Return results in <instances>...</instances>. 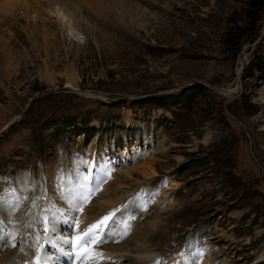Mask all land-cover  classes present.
<instances>
[{
  "label": "rangeland",
  "instance_id": "374dc122",
  "mask_svg": "<svg viewBox=\"0 0 264 264\" xmlns=\"http://www.w3.org/2000/svg\"><path fill=\"white\" fill-rule=\"evenodd\" d=\"M88 10L92 32L61 4L32 15L29 24L54 29L47 57L16 27L21 71L0 87L12 120L0 124V197L20 215L35 187L42 199L59 195L90 169L100 182L90 208L114 217L146 203L139 222L124 224L151 233L160 263L195 242L211 264H264V0H122Z\"/></svg>",
  "mask_w": 264,
  "mask_h": 264
},
{
  "label": "bare ground",
  "instance_id": "6f19581e",
  "mask_svg": "<svg viewBox=\"0 0 264 264\" xmlns=\"http://www.w3.org/2000/svg\"><path fill=\"white\" fill-rule=\"evenodd\" d=\"M40 1H43L44 4H41ZM121 1L122 0H0V87L4 88V83L9 82L10 79H14L21 71L20 64L16 58L17 56H20L18 55L20 53L19 51H14L16 48L14 41L16 43H21L23 40L22 34L17 31V25L21 26L25 34L33 43V46L38 49L41 48L47 57L50 52L49 49L53 47V42H55L53 39L55 38L54 29L50 27L47 28L44 25L39 29L35 23L33 25L29 24L27 21L31 19L32 15H37L36 18L41 17L46 8H48L51 13H54L55 6L61 4L70 19L79 29H81V31L86 29L92 32L89 27L91 18L89 17L88 8L90 7L91 9L97 7L104 9L107 6H116ZM128 1H131V3L134 4V0ZM20 10L24 11L22 17ZM19 17L24 19V24L22 22L19 24ZM61 29L62 27L60 28V31L62 32ZM129 30L130 31L127 32L129 34L137 33L134 29ZM6 33H8V38L4 39L3 36ZM67 34H62V37H64L65 40H69ZM39 36L41 41L39 40ZM34 59L30 56L31 63L35 62ZM5 92V94L11 95L7 88H5ZM6 114L5 107H0V124L8 126L11 124L12 120H10ZM3 129L4 127L0 128V132H3ZM208 139L209 136L206 135L204 142H207ZM87 160H85L84 163H86ZM92 162V159L87 161L89 167ZM89 170L85 171L77 178H73V180L71 179L73 181V187L71 189L65 187L63 192L62 190L60 191L59 195H53L51 192L47 191L51 195L47 193L46 198L42 199L41 196L43 190H41V186H39L40 191L36 189L37 187H33L34 195L26 203V207L20 215L16 213L12 214V204L6 200V197H0V264H33L37 262L36 257L41 256L45 251L50 252L52 256L53 254H56L55 260H58L61 264H63L62 261H67L68 259L70 262L72 261V254L70 252L74 253V249L71 242L77 235L82 234L90 225L95 224L103 217L108 216L107 211L105 212L102 208H90L89 205L91 202H85L84 200V197H88L89 193L94 190V186L99 182V179L95 180V178L92 177ZM130 174L134 175V172L127 173L128 176ZM141 174L145 177L151 176L147 174V170L141 171ZM93 180H95V182H93ZM43 201H45V204ZM110 202L107 201L108 204H111ZM80 208L83 209L82 212L78 210ZM145 208L146 203L139 199L135 207H129L120 214L115 215L112 222L109 223L110 225H113V227L110 228V225H108L106 232L109 236H111L112 232L122 234L124 230L122 229V226L125 225L124 220H126V217L132 219L135 224L145 216V214H142ZM46 219L48 220V228L50 229L48 234H45L43 231ZM73 219L79 222L78 229L71 228L70 221ZM11 220H17V225L16 223L15 225H12L10 223ZM147 226L151 228L152 234L156 236L164 232L159 224L151 223ZM13 234H15V240L12 239ZM148 235H137L136 233L133 234L132 232H128V235L123 239H121L120 235H116L114 239L120 240L119 243L115 244L112 242V239H109V243L99 245L96 251L103 253L104 259L102 260V264H111L113 261L115 264H157V262H159V264H211V259L208 257L209 254H206V252H208L207 249L198 251L194 244L195 242L189 244L190 248L187 251L180 252L177 257H171L166 263L164 260L160 263V259L156 258L155 252H151L148 248L150 242ZM38 236L41 238L39 242L36 240ZM53 236L54 238L56 237L55 247L48 245L41 249V245L45 243V238ZM64 238L68 239L63 241ZM71 238L73 239L69 240ZM12 243H15L17 246L15 248L12 247ZM66 245L68 246V250L65 251L64 248ZM21 248H23V251H21ZM38 249L41 250L38 251ZM59 251L62 252L63 255H61ZM108 254L111 255L107 257ZM86 262L88 264H93V262L90 261ZM73 264L77 263L74 262Z\"/></svg>",
  "mask_w": 264,
  "mask_h": 264
},
{
  "label": "snow or ice",
  "instance_id": "6c2138e0",
  "mask_svg": "<svg viewBox=\"0 0 264 264\" xmlns=\"http://www.w3.org/2000/svg\"><path fill=\"white\" fill-rule=\"evenodd\" d=\"M88 199V197H84L85 202H87ZM78 210L81 212L83 211L82 208ZM112 219L113 217L111 214L109 216L103 217L97 223L90 225L85 231H83L82 234L77 235L71 242L76 259L80 262V264H83L84 260L93 262V264H102L104 256L102 252L96 251L97 247L103 243L108 242L109 239H112V242L114 243H119L120 240L114 239L116 235H120L121 239L128 235L129 226L125 225L122 234L112 232L111 236H109V234L104 230L108 228V225L112 222ZM76 227H79V222H77ZM43 231L45 234H48L50 231V229L48 228L47 219L44 222ZM12 239L15 240V234L12 235ZM40 239L41 238L38 236L36 238L37 242H39ZM55 243L56 242L54 236L46 237L45 243L41 245V249L47 247L48 245H52L53 247H55ZM11 246L15 248L17 245L15 243H12ZM41 249H38V251ZM21 251H23V248H21ZM36 260L37 264H47V261L44 257L37 256ZM111 264H115V262L113 261L111 262ZM157 264H159V262H157Z\"/></svg>",
  "mask_w": 264,
  "mask_h": 264
}]
</instances>
